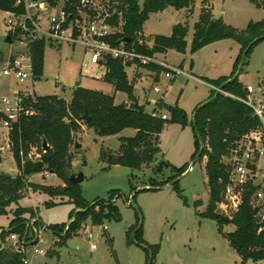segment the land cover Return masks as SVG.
I'll return each instance as SVG.
<instances>
[{
  "label": "rangeland",
  "instance_id": "obj_1",
  "mask_svg": "<svg viewBox=\"0 0 264 264\" xmlns=\"http://www.w3.org/2000/svg\"><path fill=\"white\" fill-rule=\"evenodd\" d=\"M145 1L138 0L141 9ZM204 1L195 0L191 12L169 7L163 12L151 14L143 29L144 38L152 46L156 36L169 37L175 25H188L185 54L168 51L156 56L158 60L181 68L192 77L182 75L168 80L163 72L157 79L155 73L140 66L127 69L128 78L134 83L137 103L146 105V112L156 109L169 117L161 133L157 147L159 152L153 164L133 170L109 166L101 160L103 150L117 152L120 138L134 137V129L101 138L82 120V131L74 135L75 146L79 144L81 147L72 149L75 155L72 172L82 173L85 177L81 183L83 198L92 207L100 200L116 202L122 220L115 222L106 219L102 226H93L89 221L78 234L60 246L59 238L49 226L69 225L72 221L70 214L76 211L68 199H59L57 205L46 207L45 203L50 198L35 192L36 187L60 186L64 183L47 172L32 175L28 178L32 187L20 201V206L36 214V218L27 220L26 228L29 230L30 242L39 244L46 254L32 255L29 249L26 250L30 264H264V261L244 262L230 246L225 235L234 232L233 225H224L221 230L216 221L200 215L206 210L209 201L205 164L196 163L189 171L196 153L191 121L196 109L208 102L213 89L208 81L229 77L240 54V46L233 40H221L196 52L191 51L194 26L199 20ZM259 1L264 4V0ZM208 2L215 15L221 14L227 25L239 30L246 29L251 22L258 23L264 19V7H258L251 0ZM17 49V44L6 45L0 41V58L1 54L4 55L3 61L0 60V70L6 66L5 57L14 54ZM84 57L85 52L80 45L52 47L46 44L41 80L22 86L13 79L2 78L0 95L10 96L12 94L5 93L28 89L35 90V95L40 97L57 96L70 102L80 83L81 88L115 96L117 105H130L126 93L116 92L112 85L103 81L104 70L96 72L95 68L83 69ZM239 81L246 87L251 86L255 92L261 88L264 94V41L256 44L246 57ZM155 86L160 87V94L153 91ZM169 107H177L186 114L189 121L187 126L173 121ZM182 168L186 171L177 178L178 189L183 191L187 203L177 189L168 186L171 182L165 184L176 170ZM0 173L16 177L19 171L10 159H6L0 164ZM152 180L157 181L156 185L159 186L155 187ZM196 201L202 205L196 208ZM221 211L219 208L217 213L221 214ZM11 220V215L1 216L0 227L8 229ZM37 222L43 225L41 231L35 224ZM136 225L142 228V236L149 245L158 246V253L151 263L142 246L136 242L129 244L128 232ZM92 246H95V250L91 249Z\"/></svg>",
  "mask_w": 264,
  "mask_h": 264
},
{
  "label": "trees",
  "instance_id": "obj_2",
  "mask_svg": "<svg viewBox=\"0 0 264 264\" xmlns=\"http://www.w3.org/2000/svg\"><path fill=\"white\" fill-rule=\"evenodd\" d=\"M251 1L258 7H264V4L259 0ZM16 2L17 0H0V10L17 11L19 9L15 8ZM110 2L117 3V7L123 12L122 25L118 18L113 21L118 30L111 39L113 46H119L123 39H129L127 48L134 47L141 55L154 56L166 54L168 51L186 53L188 25L182 23L175 25L169 37L156 36L151 47L146 44L148 40L143 36V29L151 14L163 12L169 7L176 10L186 9L191 12L195 0H146L142 9L138 5V0H110ZM214 17L210 3L205 0L199 20L194 26L191 51L196 52L221 40H233L239 44L240 54L234 64L231 76L208 81L213 87L208 99L210 103L202 107L199 112L197 109L195 111L197 112L196 127L201 141L197 136L193 121H191L196 145L193 160H196L201 147H203L197 163L205 164L204 173L208 179L209 188V201L206 210L200 215L216 221L221 230L224 225H233L234 232L225 235L230 246L244 262L258 263L264 261V223L260 222L257 210L252 206L254 190L249 189L243 194L239 209L235 211L226 197L225 185L228 172L223 163V158L228 154L232 144L257 126V121L252 117L250 109L237 100L247 97L248 87L244 86L238 78L225 86L223 92L219 93L216 99L211 100L216 95V89L221 88L235 76L242 56L250 44L264 36V19L258 23L251 22L246 29L239 30L227 25L222 18L216 21ZM140 38L144 41L142 45L138 44ZM11 39L15 42L17 35H11ZM46 44L44 40H37L31 47L35 81H40L43 76ZM3 59L4 55L1 54V61ZM105 65L107 72L103 81L112 85L116 92L126 93L131 102L130 105H117L115 96L81 87L74 91L70 102L57 96L40 97L36 95L34 99L26 98L27 105L33 107L35 114L30 117H22L10 132L19 174L12 177L0 173V217L12 216L8 229L0 227V264H23V258L26 257V251L18 253L10 243L6 242V239L12 234H17L21 242L25 240V250H28L31 245L26 222L28 219L36 218V214L31 209L21 208L20 201L32 187L28 181L32 175L51 173L64 183L60 186L36 187L35 192L45 194L50 198V201L45 203L46 207L57 205L56 202L59 199H68V203L72 204L76 211L70 214L72 221L69 225L49 226L52 233L59 238L60 246L65 245L71 236L78 234L89 221L93 226H102L106 219L115 222L122 220L116 202L100 200L96 206H90L83 198L81 185L73 186L67 177L68 173H73L74 135L82 131L80 122L86 109L92 117L87 127L93 129L98 137L117 136L126 129L136 131L134 137L120 138V147L117 152L103 150L101 153L103 162L109 166L141 170L155 161L157 156L155 149L160 143V136L167 121L153 118L149 112H146V105L137 103L134 95V83L129 80L127 74V69L132 67V63L107 58ZM140 67L150 73H155L157 79L165 71L162 67L154 65ZM168 109L173 115L174 122L187 126L188 118L181 109L177 107ZM44 142L49 146V150L43 154L42 159L38 162L22 164L23 157L28 154L31 146L42 151ZM185 171V168L176 170L165 184L176 180ZM152 181L155 187L159 186L156 185L157 181ZM172 187L177 189L178 194L187 203L183 191L178 189V182ZM194 205L197 208L202 204L196 201ZM219 208L222 209L221 214L217 213ZM35 224L41 231L42 223ZM128 241L129 244L136 242L142 246L150 263L158 253V246L149 245L144 240L142 228H139L138 225L129 230ZM3 244H5L4 248Z\"/></svg>",
  "mask_w": 264,
  "mask_h": 264
},
{
  "label": "built area",
  "instance_id": "obj_3",
  "mask_svg": "<svg viewBox=\"0 0 264 264\" xmlns=\"http://www.w3.org/2000/svg\"><path fill=\"white\" fill-rule=\"evenodd\" d=\"M15 8L19 10H0V41L6 45H18L14 54L5 57L6 66L0 70V87L3 86L2 78L13 79L22 86L35 81L31 47L37 40H44L52 47L80 45L85 52L83 69L95 68L96 72L102 69L104 76L107 72L106 59L112 58L132 63L130 68L149 65L162 67L168 80L182 75L192 77L183 69L158 60L156 55H141L134 47L127 48V42L123 40L119 46H113L111 39L118 31L113 21L118 18L122 25L123 12L117 3H111L110 0H17ZM13 34L17 35L15 42L11 39ZM138 44L142 45L144 41L140 38ZM146 44L150 46V43ZM153 91L161 93L158 86ZM248 92L246 98L237 100L250 109L257 126L235 141L223 158L228 172L226 197L237 211L243 194L249 189L254 190L252 206L257 210L260 222L264 223V94L263 90L255 92L251 87H248ZM7 94L13 95H0V159L2 162L10 159L17 168L10 132L22 117L35 114L33 107L27 105L26 98L34 99L36 95L35 90L28 89ZM149 113L153 118L169 120L167 114L156 109ZM44 153L43 148L41 151L31 146L22 164L38 162ZM104 229L107 230V227ZM6 242L18 253L26 251L25 240L21 242L17 234L9 236ZM28 249L32 255L46 254L39 244L31 243ZM91 249L95 250V246ZM23 264H30L27 255L23 258Z\"/></svg>",
  "mask_w": 264,
  "mask_h": 264
},
{
  "label": "water",
  "instance_id": "obj_4",
  "mask_svg": "<svg viewBox=\"0 0 264 264\" xmlns=\"http://www.w3.org/2000/svg\"><path fill=\"white\" fill-rule=\"evenodd\" d=\"M220 18H221V14H217V15H215V17H214V19H215L216 21L219 20ZM261 40H264V36L261 37V38H258V39H256V40H254V41L250 44V46L247 48V50L244 52V54H243V56H242L241 66L239 67V69H238L237 73L235 74V76H234L232 79H230L229 81H227V82H226L221 88H219L217 94L215 95V97H214L211 101H213L214 99H216V98L218 97L219 93L223 92V88H224L225 86H227L228 84H230V83L236 81V80L239 78V75H240V72H241V70H242V68H243V66H244V63H245V59H246V57H247V54L249 53L250 49H251L256 43H258V42L261 41ZM123 41L128 43L130 40H129V39H123ZM80 85H81V84L78 83V84H77V88H80V87H81ZM208 103H210V101H208L207 103L201 105V106L197 109V112H199L200 109H201L202 107L206 106ZM197 112H195V114H194V116H193V125H194V128L196 129L197 136H198V138H199L200 141H201L200 135H199V133H198V131H197V127H196V116H197ZM91 119H92V117L89 115V112H88V110L86 109L85 114H84V116L82 117V120L88 125V124L90 123ZM75 147L78 149V148H80L81 146H80L79 144H76ZM43 150H44L45 152H47V151L49 150V146L47 145L46 142L43 143ZM202 150H203V147H201V151L199 152V154H198L196 160L194 161L193 165L189 168V171H191V170L193 169L194 165L197 163V161H198V159H199V157H200V155H201V153H202ZM155 151H156V153L159 152V150H158L157 148L155 149ZM67 177H68V179H69V182H70L73 186H79V185H81V183H82V182L84 181V179H85V177H84V175H83L82 173H79V174L68 173V174H67ZM177 182H179V179H177V180L171 182L168 186H173V185H174L175 183H177ZM168 186H166L165 188H167ZM140 228H141V227H140Z\"/></svg>",
  "mask_w": 264,
  "mask_h": 264
},
{
  "label": "crops",
  "instance_id": "obj_5",
  "mask_svg": "<svg viewBox=\"0 0 264 264\" xmlns=\"http://www.w3.org/2000/svg\"><path fill=\"white\" fill-rule=\"evenodd\" d=\"M214 16H215V14H214ZM221 18H222V16H221ZM221 18H220V19H221ZM222 19H223V18H222ZM230 76H231V75H230ZM248 87H251V86H248ZM251 88H252V87H251ZM259 90H262V89H261V88H258V91H259ZM8 93H10V92H8ZM5 94H7V93H5ZM12 95H13V94H12ZM151 103L154 104V102H151Z\"/></svg>",
  "mask_w": 264,
  "mask_h": 264
}]
</instances>
